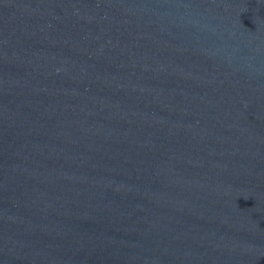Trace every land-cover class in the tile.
Returning <instances> with one entry per match:
<instances>
[{"label":"water","instance_id":"95a60500","mask_svg":"<svg viewBox=\"0 0 264 264\" xmlns=\"http://www.w3.org/2000/svg\"><path fill=\"white\" fill-rule=\"evenodd\" d=\"M0 264H264V0H0Z\"/></svg>","mask_w":264,"mask_h":264}]
</instances>
